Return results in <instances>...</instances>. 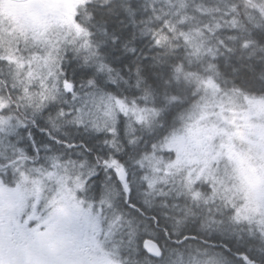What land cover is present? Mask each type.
Returning a JSON list of instances; mask_svg holds the SVG:
<instances>
[{"label": "snow or ice", "instance_id": "snow-or-ice-1", "mask_svg": "<svg viewBox=\"0 0 264 264\" xmlns=\"http://www.w3.org/2000/svg\"><path fill=\"white\" fill-rule=\"evenodd\" d=\"M0 264H264V0H0Z\"/></svg>", "mask_w": 264, "mask_h": 264}]
</instances>
